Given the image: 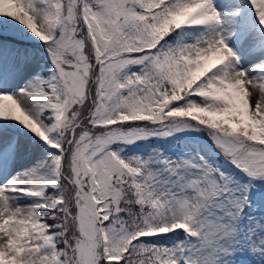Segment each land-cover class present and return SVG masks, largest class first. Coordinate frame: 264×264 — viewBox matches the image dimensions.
I'll return each instance as SVG.
<instances>
[{"label": "snow or ice", "instance_id": "obj_1", "mask_svg": "<svg viewBox=\"0 0 264 264\" xmlns=\"http://www.w3.org/2000/svg\"><path fill=\"white\" fill-rule=\"evenodd\" d=\"M0 264H264V0H0Z\"/></svg>", "mask_w": 264, "mask_h": 264}]
</instances>
